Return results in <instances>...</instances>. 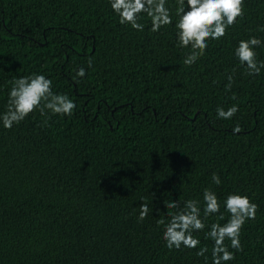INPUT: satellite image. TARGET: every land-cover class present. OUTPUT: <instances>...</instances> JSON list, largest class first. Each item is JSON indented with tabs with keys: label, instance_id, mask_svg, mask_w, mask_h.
I'll return each mask as SVG.
<instances>
[{
	"label": "trees",
	"instance_id": "1",
	"mask_svg": "<svg viewBox=\"0 0 264 264\" xmlns=\"http://www.w3.org/2000/svg\"><path fill=\"white\" fill-rule=\"evenodd\" d=\"M140 22L143 31L119 23L108 0H0V111L10 81L30 73L76 103L69 116L34 111L0 128V264H210L167 249L156 223L177 211L164 201L182 208L205 187L256 203L229 264H264V69L249 76L232 56L237 40L264 39V0H245L239 22L190 65L171 25ZM232 104L230 120L216 117ZM206 230L197 238L210 255Z\"/></svg>",
	"mask_w": 264,
	"mask_h": 264
},
{
	"label": "clouds",
	"instance_id": "2",
	"mask_svg": "<svg viewBox=\"0 0 264 264\" xmlns=\"http://www.w3.org/2000/svg\"><path fill=\"white\" fill-rule=\"evenodd\" d=\"M108 5L119 23L136 31L145 28L140 22L141 15L149 18L152 32L171 25L175 29L176 43L182 48H190L184 58V63L190 65L197 58L196 50L203 54L209 41L224 37L227 30L239 22L244 15L245 0H175V20L169 0H108ZM258 31L264 32V27ZM261 46H264V39L249 35L237 40L232 49V56L240 67L247 69L249 76H259L264 69V60L257 58V49ZM88 67H91V59ZM85 76L84 67L75 70L76 78ZM226 79L225 87L230 88L232 76L228 75ZM10 85L4 110L0 111V128L11 129L34 111L42 116L49 113L69 116L76 108V103L67 94L52 91L51 79L42 73L15 77ZM238 110V105L232 104L227 108L218 106L215 112L218 119L230 120ZM233 131L238 132L239 127ZM211 181L214 185L221 184L220 176L215 172L211 174ZM163 203L169 209H177L170 216L166 212L164 221H156L163 225L164 246L170 251L194 249L197 256L204 257L210 264H229L235 259L236 253L242 250L241 230L245 222L255 219L257 214V205L247 194L229 192L219 199L208 187L202 190V201L187 199L182 208L179 201ZM224 213L228 214L226 219ZM217 214L224 219L223 223L205 224L207 217ZM148 215L149 205L141 203L137 218L142 220ZM205 229L204 236L212 244L210 255H205L209 249L197 238Z\"/></svg>",
	"mask_w": 264,
	"mask_h": 264
}]
</instances>
